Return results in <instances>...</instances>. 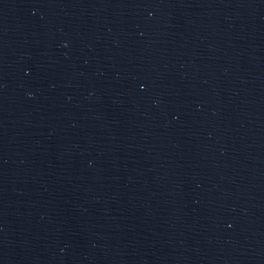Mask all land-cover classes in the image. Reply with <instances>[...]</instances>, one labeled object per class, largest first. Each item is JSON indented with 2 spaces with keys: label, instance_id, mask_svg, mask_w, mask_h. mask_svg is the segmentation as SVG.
<instances>
[{
  "label": "water",
  "instance_id": "water-1",
  "mask_svg": "<svg viewBox=\"0 0 264 264\" xmlns=\"http://www.w3.org/2000/svg\"><path fill=\"white\" fill-rule=\"evenodd\" d=\"M0 264H264V0H0Z\"/></svg>",
  "mask_w": 264,
  "mask_h": 264
}]
</instances>
